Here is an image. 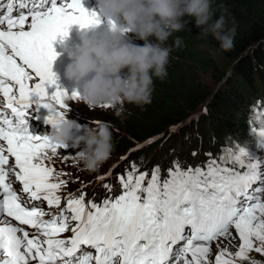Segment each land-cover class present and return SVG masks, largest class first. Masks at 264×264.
Here are the masks:
<instances>
[{
  "label": "snow or ice",
  "instance_id": "snow-or-ice-1",
  "mask_svg": "<svg viewBox=\"0 0 264 264\" xmlns=\"http://www.w3.org/2000/svg\"><path fill=\"white\" fill-rule=\"evenodd\" d=\"M102 23L82 0L0 3V108L10 110L0 111V264H238L236 257L264 253V164L253 163L257 158L242 146L229 153L231 163L211 154L195 168L175 160L166 176L159 166L149 174L133 164L119 177L120 193L105 184L109 194L99 202L95 193L87 202L83 191L58 194L68 183L60 177L71 174L44 160L62 148L30 134L27 110L37 105L65 116L68 93L52 70L54 43L74 25ZM51 87L56 91L49 94ZM233 229L240 244L230 253ZM221 238L229 244L217 243L213 261L212 244Z\"/></svg>",
  "mask_w": 264,
  "mask_h": 264
},
{
  "label": "trees",
  "instance_id": "trees-1",
  "mask_svg": "<svg viewBox=\"0 0 264 264\" xmlns=\"http://www.w3.org/2000/svg\"><path fill=\"white\" fill-rule=\"evenodd\" d=\"M212 9L214 19L226 15L229 28L234 22V46L227 51L221 49L210 34L201 36L202 29L196 26L194 17H184L188 26L184 31L174 33L169 40L171 44L180 37L183 47L171 54L166 78L155 80L151 103L124 104L125 116L119 119L118 116L107 117L108 122L123 134L117 136L118 145L126 148L132 140V148L135 141L155 139L168 127L187 120L188 112H198L206 106L207 121L201 119L195 127L180 131L182 143L192 155H199L196 145L200 144L204 146L201 150L204 158L207 157L204 152L210 153L214 149V158L229 159L228 153L241 146L264 158V149H258L250 135L264 128V96L261 95L264 94V0H213ZM128 36L134 43L143 45L144 42L133 34ZM215 50L226 56L228 66L213 58L211 53ZM205 74H211L214 86L204 83ZM99 116V112L92 113L91 124L100 123ZM117 137H113L114 143ZM156 146L154 143L144 147L152 153L151 160ZM170 151L166 149L168 156L162 158L168 162V168L173 166V161H180L179 156L172 157ZM187 159L188 156L182 158L185 164ZM162 165L159 160L153 161V167ZM151 170L149 168L150 173Z\"/></svg>",
  "mask_w": 264,
  "mask_h": 264
},
{
  "label": "clouds",
  "instance_id": "clouds-1",
  "mask_svg": "<svg viewBox=\"0 0 264 264\" xmlns=\"http://www.w3.org/2000/svg\"><path fill=\"white\" fill-rule=\"evenodd\" d=\"M212 3L213 0H98L96 13L108 22V30L93 35L92 28L81 29L75 46L68 45L69 36L63 39L69 60L64 75L74 85L72 93H78L90 108L111 106L117 110V116L122 114L121 104H150L155 80L166 78L171 54L183 47L180 37L171 44L169 40L188 26L184 17H194L196 26L202 29L201 36L210 34L221 49L227 51L234 46V22L229 28L226 15L214 19ZM129 33L143 41V45L132 42ZM49 114L54 115L47 136L50 143L78 149L75 157L82 169L98 172L114 151L111 125L82 126L67 116L55 115V110ZM250 135L256 147L264 149V135ZM207 154L211 152H204L207 157L201 155L198 164L209 161Z\"/></svg>",
  "mask_w": 264,
  "mask_h": 264
},
{
  "label": "rangeland",
  "instance_id": "rangeland-1",
  "mask_svg": "<svg viewBox=\"0 0 264 264\" xmlns=\"http://www.w3.org/2000/svg\"><path fill=\"white\" fill-rule=\"evenodd\" d=\"M97 1V2H96ZM95 2V3H94ZM83 6L86 10L89 12H97L98 11V0H82ZM94 3V4H93ZM123 23V21H121ZM109 28L108 22L103 21L102 24L99 26L92 28L91 34L93 35H98L102 34L105 31H107ZM81 29L78 25L72 26L70 29V34H69V40L67 41L68 45L75 46L76 44L79 43V33ZM128 38L132 41V38L128 36ZM58 44L55 47V50L58 54V58L55 60L53 64V72L57 75L58 81L57 83L60 85V87L64 90L67 91L68 95L65 96V104L67 107L63 109L65 112V116H67L68 119L73 120L78 122L82 126H88L90 125L91 122V115L92 113L99 112L100 116L98 117L100 123H108L112 127L113 131V137L117 136H122L123 134L118 130V128L111 124L110 121L107 117L113 116L116 117V109L110 107V108H104L101 106H97L94 108H90L87 106L82 99L80 98L79 100L71 98V93L73 91L74 85L72 82L68 81L64 75L65 69L69 63V60L64 52L65 49V44L63 42V38H58L57 39ZM133 42V41H132ZM207 48H210L206 46ZM203 50H207L205 47H200ZM213 58L218 61L221 65H227L228 63L226 62L225 55L219 51L215 50L214 52L211 53ZM230 71V70H229ZM228 71V72H229ZM203 81L206 85L209 86H214L211 74H205L203 77ZM49 94H52L56 91L55 87L49 88ZM264 96V94H261ZM34 100L38 98H33ZM54 103V102H53ZM55 106V105H54ZM204 109H201L198 112H188L189 115L187 117V120L183 121L182 123L178 124L177 126H171L168 127L165 131L160 133L159 135L155 136L158 137L157 139H152L151 143H149V139H146L144 141H141L140 143L138 141L134 142V146L130 148L133 144L132 140H129L130 145H128L126 148H124L121 145H118L117 140L119 137L116 138L115 143H114V151L111 154V157L107 160L106 163L100 168L98 172L95 173H89L86 170L82 169V167L79 165L77 158L75 157L78 149H74L72 147H67V148H62L58 149L56 153H51L49 151L48 157L44 160V163L46 166H49L55 170V172H62V173H70L71 175H63L60 178L63 180H66L68 183L66 186H63V192H71L72 190H76L80 187H84L86 185L94 184L96 183V186H99L101 184V180H98L102 177H109L112 178L113 180V186L116 188L121 189V185L119 182V177L123 175L127 170H129V164L131 166L135 164L139 171H148L149 168H154L153 167V161L156 163L158 160L160 163H163V165L160 167L162 170V175L166 176L167 175V170L169 169L167 167V161H162V158L164 156H168V154L165 153L166 149H170L172 151V157L179 156V163L187 168L189 166L195 168L196 163H198L199 158L201 157V153H199L202 149H204V146H200V144L196 145V148L199 149L198 153L199 155H191L189 152V149L187 148L186 145H183L182 143V138L180 137V131H188L189 129L195 127V125H198L199 121L205 120V111H206V106H204ZM37 108V106H36ZM120 110L122 111V114L118 116L119 118H122L126 114V109L125 105L121 104L119 106ZM40 111L45 112V114H49L48 110L39 107ZM57 110H59L57 108ZM113 123L116 122L112 121ZM94 124H99V123H94ZM172 128H176L177 131L173 133L171 131ZM153 137V138H155ZM163 137V140L160 141V139ZM127 139V138H126ZM151 139V138H150ZM160 141V142H159ZM144 143H147V146H153L154 143L157 144L155 147V154L153 160H151L152 153L141 147ZM142 144V145H141ZM146 147V146H144ZM130 148V149H129ZM129 149V150H128ZM144 149V150H143ZM146 150L145 154L144 151ZM247 150V149H246ZM170 151V153H171ZM211 152L212 157L215 154V150H212ZM250 155H252L254 158H257L256 160H253V163H262L264 164V158L256 155V153L248 150ZM230 152H236V151H230ZM229 152V153H230ZM203 153V152H202ZM228 153V156H229ZM68 156L65 158V156ZM188 156V159L186 160L187 164H185V160H182V158H186ZM221 159V158H220ZM219 159V160H220ZM224 159V158H223ZM197 160V161H196ZM217 160V161H219ZM230 160V158H229ZM57 161H60V166L56 164ZM196 162V163H195ZM231 162V160H230ZM150 173V172H149ZM93 186V185H92ZM232 236L235 237L234 244L235 246H230L229 247V252H235L237 251L240 241L238 238V235L236 234L235 230H232ZM217 243H222L223 245H228L229 240L221 238L220 242H215L212 245L211 248V259L214 261L216 255L219 252V249L217 248ZM258 241H254V245H258ZM227 258V257H226ZM238 262V264H251L252 260L255 261H260L262 264H264V253H257L255 250L249 253V260L243 261L240 260V258L236 257L235 258Z\"/></svg>",
  "mask_w": 264,
  "mask_h": 264
}]
</instances>
